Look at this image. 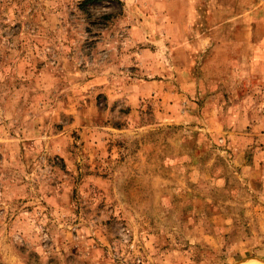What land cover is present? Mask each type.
Masks as SVG:
<instances>
[{
  "label": "rangeland",
  "instance_id": "374dc122",
  "mask_svg": "<svg viewBox=\"0 0 264 264\" xmlns=\"http://www.w3.org/2000/svg\"><path fill=\"white\" fill-rule=\"evenodd\" d=\"M1 264H264V0H0Z\"/></svg>",
  "mask_w": 264,
  "mask_h": 264
},
{
  "label": "trees",
  "instance_id": "16d2710c",
  "mask_svg": "<svg viewBox=\"0 0 264 264\" xmlns=\"http://www.w3.org/2000/svg\"><path fill=\"white\" fill-rule=\"evenodd\" d=\"M1 264V263H0Z\"/></svg>",
  "mask_w": 264,
  "mask_h": 264
}]
</instances>
